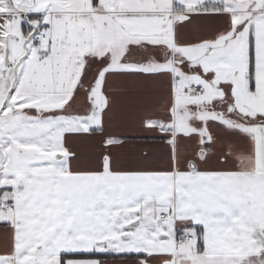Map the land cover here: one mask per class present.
<instances>
[{"label":"snow or ice","instance_id":"obj_1","mask_svg":"<svg viewBox=\"0 0 264 264\" xmlns=\"http://www.w3.org/2000/svg\"><path fill=\"white\" fill-rule=\"evenodd\" d=\"M250 184L264 0H0V264H264Z\"/></svg>","mask_w":264,"mask_h":264},{"label":"crops","instance_id":"obj_2","mask_svg":"<svg viewBox=\"0 0 264 264\" xmlns=\"http://www.w3.org/2000/svg\"><path fill=\"white\" fill-rule=\"evenodd\" d=\"M72 15H79L78 11H75L72 13ZM14 51L16 50V46L14 45ZM240 89H244L245 85L243 84V82H241V84L239 85ZM245 94H243L241 96V99L245 102L248 103L246 100H244ZM123 132H125L128 135H133L136 134L137 132L140 131V129L138 128V126L133 125L130 126L124 130H122ZM149 134H153V133H149ZM169 165V161L167 158H162L159 159L157 161L153 162L154 167H158V168H165L168 167ZM244 167L248 170H251L252 168V161L249 158L248 160L245 161ZM165 177H148L145 178V183L143 185H141L140 187H142L143 190L147 191V192H151V193H158L161 195V197L163 196H169L172 199H175V193H174V186L171 183H165ZM248 188V194L250 196H255V197H259L261 195L262 192H264V188H262L260 185L258 184H250L247 185ZM239 190V189H238ZM204 193H207L209 191L208 188H204L202 190ZM163 222H166L167 224H169L170 226L174 225L176 227H180V225L182 224H186V223H195L196 222V218L191 214V209L190 208H183L181 210H177L174 211V219L173 220H162ZM74 264H82V262H74ZM101 264H132V261H120V260H103L101 259Z\"/></svg>","mask_w":264,"mask_h":264},{"label":"built area","instance_id":"obj_3","mask_svg":"<svg viewBox=\"0 0 264 264\" xmlns=\"http://www.w3.org/2000/svg\"><path fill=\"white\" fill-rule=\"evenodd\" d=\"M160 219H162V220H173L174 219V212L171 216H163V217H160Z\"/></svg>","mask_w":264,"mask_h":264},{"label":"rangeland","instance_id":"obj_4","mask_svg":"<svg viewBox=\"0 0 264 264\" xmlns=\"http://www.w3.org/2000/svg\"><path fill=\"white\" fill-rule=\"evenodd\" d=\"M226 75H228V76H230V72L229 73H227ZM244 94V92H243V89H241V96ZM245 97H242V98H244V100H246L248 103L250 102V98H248L247 96H246V94L244 95ZM14 102V101H13Z\"/></svg>","mask_w":264,"mask_h":264}]
</instances>
